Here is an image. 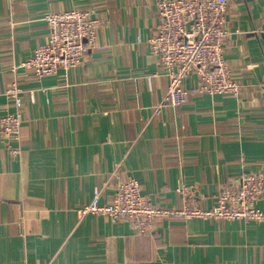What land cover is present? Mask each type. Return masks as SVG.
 Instances as JSON below:
<instances>
[{
    "label": "crops",
    "instance_id": "0c3cea01",
    "mask_svg": "<svg viewBox=\"0 0 264 264\" xmlns=\"http://www.w3.org/2000/svg\"><path fill=\"white\" fill-rule=\"evenodd\" d=\"M157 2L0 0V114L15 109L6 89H25L16 153L0 134V264H264V221L172 214L139 233L129 219L79 214L96 187L106 203L128 177L157 207L208 209L264 168V0H228L224 57L239 93L198 92L190 72L185 103L160 114ZM72 7L94 10L100 47L38 79L22 63L47 39L44 14Z\"/></svg>",
    "mask_w": 264,
    "mask_h": 264
},
{
    "label": "built area",
    "instance_id": "2783aa9c",
    "mask_svg": "<svg viewBox=\"0 0 264 264\" xmlns=\"http://www.w3.org/2000/svg\"><path fill=\"white\" fill-rule=\"evenodd\" d=\"M228 0H158V22L148 38L151 53L168 79L167 88L154 105L153 112L185 103L188 91L183 86L190 72L196 74V90L203 93L238 94L239 83L231 76L224 57V42L228 37L225 24ZM48 36L44 43L34 48L31 57L22 64L30 68L36 78L54 75L59 69H69L84 63L88 51L100 47L97 30L101 20L94 10L72 7L44 14ZM25 89L13 82L6 90L12 100L13 111L0 114V134L9 152L18 147L10 142L19 139L22 121V97ZM117 167L110 175L119 176ZM181 192L188 188L178 187ZM264 196V168L243 173L231 187L221 188L215 204L208 209L193 207L167 210L152 204L142 193L140 184L128 177L116 183L109 202H101V189H94L90 203L79 209L106 215L111 220L129 219L139 233H151L154 223L169 215H198L215 219H247L264 221V208L255 201Z\"/></svg>",
    "mask_w": 264,
    "mask_h": 264
}]
</instances>
